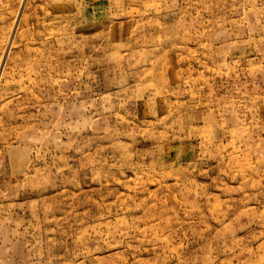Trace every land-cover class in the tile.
<instances>
[{
    "label": "rangeland",
    "instance_id": "1",
    "mask_svg": "<svg viewBox=\"0 0 264 264\" xmlns=\"http://www.w3.org/2000/svg\"><path fill=\"white\" fill-rule=\"evenodd\" d=\"M0 264H264V0H0Z\"/></svg>",
    "mask_w": 264,
    "mask_h": 264
}]
</instances>
